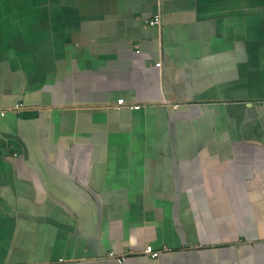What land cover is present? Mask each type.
Listing matches in <instances>:
<instances>
[{"label":"crops","instance_id":"obj_1","mask_svg":"<svg viewBox=\"0 0 264 264\" xmlns=\"http://www.w3.org/2000/svg\"><path fill=\"white\" fill-rule=\"evenodd\" d=\"M0 264H264V0H0Z\"/></svg>","mask_w":264,"mask_h":264},{"label":"built area","instance_id":"obj_2","mask_svg":"<svg viewBox=\"0 0 264 264\" xmlns=\"http://www.w3.org/2000/svg\"><path fill=\"white\" fill-rule=\"evenodd\" d=\"M145 23L148 24V25H150V26H159L161 24V18H160V16L158 14H155L151 19L146 20ZM117 104L118 105H124V101L122 99H118L117 100ZM137 107L138 106H133L132 108H137ZM145 252L147 254H150L151 257H154L155 256V254L152 251V249H151L150 246H148V247L145 248ZM112 256H113V254L110 253V257H112Z\"/></svg>","mask_w":264,"mask_h":264}]
</instances>
